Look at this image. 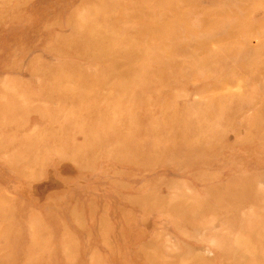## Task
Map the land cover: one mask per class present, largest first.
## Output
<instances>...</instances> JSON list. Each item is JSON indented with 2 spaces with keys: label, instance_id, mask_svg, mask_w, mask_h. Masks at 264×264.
Wrapping results in <instances>:
<instances>
[{
  "label": "rangeland",
  "instance_id": "374dc122",
  "mask_svg": "<svg viewBox=\"0 0 264 264\" xmlns=\"http://www.w3.org/2000/svg\"><path fill=\"white\" fill-rule=\"evenodd\" d=\"M0 264H264V0H0Z\"/></svg>",
  "mask_w": 264,
  "mask_h": 264
}]
</instances>
